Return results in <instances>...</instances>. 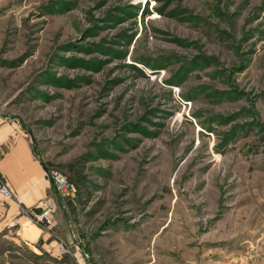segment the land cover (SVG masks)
Segmentation results:
<instances>
[{
    "label": "rangeland",
    "instance_id": "374dc122",
    "mask_svg": "<svg viewBox=\"0 0 264 264\" xmlns=\"http://www.w3.org/2000/svg\"><path fill=\"white\" fill-rule=\"evenodd\" d=\"M0 112L91 264H264V0H0ZM14 211L0 264H84Z\"/></svg>",
    "mask_w": 264,
    "mask_h": 264
},
{
    "label": "crops",
    "instance_id": "0c3cea01",
    "mask_svg": "<svg viewBox=\"0 0 264 264\" xmlns=\"http://www.w3.org/2000/svg\"><path fill=\"white\" fill-rule=\"evenodd\" d=\"M35 158L24 131L14 120L0 117V180L9 186L27 211L34 210L52 194L43 168ZM15 207L18 212L17 205L0 198V228L14 219Z\"/></svg>",
    "mask_w": 264,
    "mask_h": 264
},
{
    "label": "built area",
    "instance_id": "2783aa9c",
    "mask_svg": "<svg viewBox=\"0 0 264 264\" xmlns=\"http://www.w3.org/2000/svg\"><path fill=\"white\" fill-rule=\"evenodd\" d=\"M50 176L53 180L56 190L61 196H66L71 190L67 178L59 171H51ZM0 198L5 201H11L18 208V214H22L27 217H31L34 224L45 230H51L57 224V205L55 200L48 198L45 201L39 203L34 210L27 211L21 207L20 199L15 196L9 186L2 180H0ZM62 251H65L63 245H59Z\"/></svg>",
    "mask_w": 264,
    "mask_h": 264
},
{
    "label": "water",
    "instance_id": "95a60500",
    "mask_svg": "<svg viewBox=\"0 0 264 264\" xmlns=\"http://www.w3.org/2000/svg\"><path fill=\"white\" fill-rule=\"evenodd\" d=\"M0 117L5 118V119H17L19 121V123H20V126H21L22 130L29 134V136H30V145L32 147V152H33L34 156L38 159L39 163L41 164V166L43 168V171L45 172V175H46V177H47V179L49 181V185H50V189H51L52 195H53L54 200L56 202V205H57V207L59 209V212L62 215V218H63V220H64V222H65V224L67 226V229L69 231V235H70V237H71V239L73 241V244L75 245V248L78 251V253L81 255V257H82V259L84 261V264H91L89 255L86 253V251L83 249V247L79 243L76 242V240L74 238V234H73V231L71 229V219H70L69 213H68V211L66 209V206H65V203L63 201V198L61 197L59 192L56 190V188L54 186V183H53V180H52L51 176L49 175V173L47 172V170L45 168L42 155H41L40 151L38 150L37 142H36L34 136L32 135V131L25 124V122L21 118H19L18 116L6 115V114H2L0 112Z\"/></svg>",
    "mask_w": 264,
    "mask_h": 264
}]
</instances>
